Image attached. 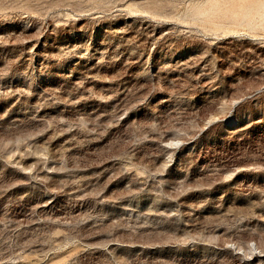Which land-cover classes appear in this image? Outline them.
<instances>
[{
	"label": "rangeland",
	"instance_id": "obj_1",
	"mask_svg": "<svg viewBox=\"0 0 264 264\" xmlns=\"http://www.w3.org/2000/svg\"><path fill=\"white\" fill-rule=\"evenodd\" d=\"M0 264H264V0H0Z\"/></svg>",
	"mask_w": 264,
	"mask_h": 264
}]
</instances>
